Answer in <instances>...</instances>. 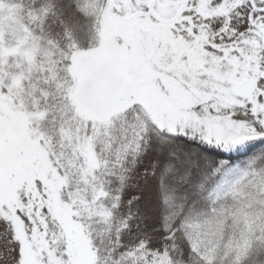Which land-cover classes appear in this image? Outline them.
<instances>
[{
    "label": "snow or ice",
    "instance_id": "obj_1",
    "mask_svg": "<svg viewBox=\"0 0 264 264\" xmlns=\"http://www.w3.org/2000/svg\"><path fill=\"white\" fill-rule=\"evenodd\" d=\"M249 262L264 0H0V264Z\"/></svg>",
    "mask_w": 264,
    "mask_h": 264
},
{
    "label": "trees",
    "instance_id": "obj_2",
    "mask_svg": "<svg viewBox=\"0 0 264 264\" xmlns=\"http://www.w3.org/2000/svg\"><path fill=\"white\" fill-rule=\"evenodd\" d=\"M83 47H86V42L82 45ZM258 145H256L255 142H248L246 145L239 146L235 150H231L229 155L226 157L231 165H239L240 167H243L245 161L253 155V153L256 151ZM234 179H242L241 176L235 175ZM241 191L237 190L236 195H241ZM253 252H255L256 245L253 244ZM250 264V262H249Z\"/></svg>",
    "mask_w": 264,
    "mask_h": 264
}]
</instances>
